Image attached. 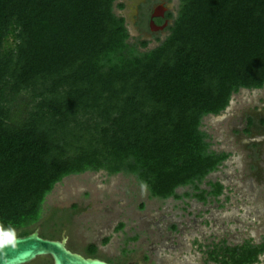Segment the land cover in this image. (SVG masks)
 I'll return each mask as SVG.
<instances>
[{
    "label": "trees",
    "instance_id": "1",
    "mask_svg": "<svg viewBox=\"0 0 264 264\" xmlns=\"http://www.w3.org/2000/svg\"><path fill=\"white\" fill-rule=\"evenodd\" d=\"M116 2L0 0V225L17 236L63 237L76 204L43 217L69 175H133L162 199L208 202L226 189L207 178L231 152L213 147L204 119L264 87V0H181L153 48L131 38ZM207 247V264H255L264 237ZM79 250L102 257L93 242Z\"/></svg>",
    "mask_w": 264,
    "mask_h": 264
},
{
    "label": "rangeland",
    "instance_id": "2",
    "mask_svg": "<svg viewBox=\"0 0 264 264\" xmlns=\"http://www.w3.org/2000/svg\"><path fill=\"white\" fill-rule=\"evenodd\" d=\"M163 1L178 15L181 0ZM121 3H125L123 8ZM138 3L117 0L115 10L126 17L131 38L150 39L148 46L153 48L159 43L156 36L165 38L169 31L142 32L136 25ZM263 98L264 87L242 88L225 110L204 119L213 147L231 152L207 178L226 185L219 199H162L151 196L133 175L87 171L56 184L46 198L43 220L56 208H74L76 204L68 230H64L69 243L84 249L93 242L102 256L126 258L132 264H138L145 254L150 256L148 264H207V244L224 238L233 245L246 239L260 242L264 237V131L257 136L258 129L252 134L249 128L232 130L229 122L247 112L264 113ZM187 189L181 187L179 192ZM121 222L125 226L117 229ZM108 236L110 241L104 243ZM125 248L129 252L124 256ZM255 264H264V254Z\"/></svg>",
    "mask_w": 264,
    "mask_h": 264
},
{
    "label": "water",
    "instance_id": "3",
    "mask_svg": "<svg viewBox=\"0 0 264 264\" xmlns=\"http://www.w3.org/2000/svg\"><path fill=\"white\" fill-rule=\"evenodd\" d=\"M153 27L156 26L152 21ZM20 241L15 250L8 248L0 254V264H28L42 256H51L53 264H119L102 257L87 256L68 245V235L64 231L61 239H53L35 231L17 236ZM145 264V263H143Z\"/></svg>",
    "mask_w": 264,
    "mask_h": 264
},
{
    "label": "flooded vegetation",
    "instance_id": "4",
    "mask_svg": "<svg viewBox=\"0 0 264 264\" xmlns=\"http://www.w3.org/2000/svg\"><path fill=\"white\" fill-rule=\"evenodd\" d=\"M138 1L139 3H138V13H137L138 15L136 18V25L141 28L142 32L144 33L151 32V33L158 34L164 31H169L168 26L173 22L174 18L169 15V13L172 11H170V9L167 8L164 1L163 2L162 0H158V1L157 0H138ZM152 21L155 22L156 24L155 27H153ZM263 111H264V108H263ZM229 124L232 126L231 128L232 130L239 129L240 131L243 128L245 129L249 128L251 134L254 132L255 129H258L259 134H257V136L259 135L261 136L262 131H264V113H261V114L253 113L252 114L251 112H247L244 114V116L240 114L239 118L236 117L234 120H231ZM240 124H246V125L245 127H240ZM263 144H264V141H263ZM38 229L40 230V228ZM68 245H70L69 241H68ZM71 248L73 249V247ZM77 251H80V250L78 249ZM102 258H104V256H102ZM112 262L119 263L116 260ZM143 263L148 264L145 262V258L138 260V264H143ZM127 264H132V263L127 261Z\"/></svg>",
    "mask_w": 264,
    "mask_h": 264
},
{
    "label": "clouds",
    "instance_id": "5",
    "mask_svg": "<svg viewBox=\"0 0 264 264\" xmlns=\"http://www.w3.org/2000/svg\"><path fill=\"white\" fill-rule=\"evenodd\" d=\"M19 242L15 228L0 225V254L4 255L8 248L15 250Z\"/></svg>",
    "mask_w": 264,
    "mask_h": 264
}]
</instances>
